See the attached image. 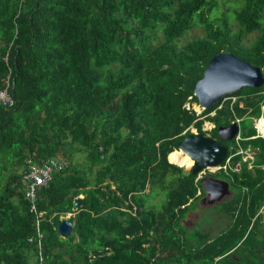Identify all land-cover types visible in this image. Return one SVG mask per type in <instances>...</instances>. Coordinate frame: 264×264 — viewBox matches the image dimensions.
<instances>
[{
  "label": "trees",
  "instance_id": "obj_1",
  "mask_svg": "<svg viewBox=\"0 0 264 264\" xmlns=\"http://www.w3.org/2000/svg\"><path fill=\"white\" fill-rule=\"evenodd\" d=\"M238 2L234 31L226 12L216 15L218 0H0V89L7 84L12 101L0 106V264H36L37 232L46 264H236L264 240L260 170L241 164L232 174L236 192L217 214L237 222L211 240L182 225L204 194L196 176L167 161L191 128L217 139L232 115L252 117L264 105L263 78L199 114L191 109L218 53L263 77L264 0ZM197 27L200 37L174 44ZM204 122L213 128L203 131ZM49 159L64 167L31 202L22 174ZM237 185L248 187L247 199ZM68 214L71 232L61 239L56 226Z\"/></svg>",
  "mask_w": 264,
  "mask_h": 264
},
{
  "label": "water",
  "instance_id": "obj_2",
  "mask_svg": "<svg viewBox=\"0 0 264 264\" xmlns=\"http://www.w3.org/2000/svg\"><path fill=\"white\" fill-rule=\"evenodd\" d=\"M263 84L261 70L236 58L229 53H218L210 59L193 88V96L199 113L212 106L219 98L235 93L243 87L258 88ZM236 133V125L217 128V139L196 133L194 129L181 139L176 146L192 162V166L185 170L191 176H198L206 167L220 165L226 153V147L220 142L229 141ZM203 191L200 204L213 206L230 196L228 184L213 177H203L198 180ZM82 197L73 201V208L81 205ZM71 232V224L67 219H61L56 226V233L61 238H66Z\"/></svg>",
  "mask_w": 264,
  "mask_h": 264
},
{
  "label": "built area",
  "instance_id": "obj_3",
  "mask_svg": "<svg viewBox=\"0 0 264 264\" xmlns=\"http://www.w3.org/2000/svg\"><path fill=\"white\" fill-rule=\"evenodd\" d=\"M226 98L222 99V102ZM236 98L230 97V105L234 103ZM221 102V103H222ZM12 105V101L8 95L7 92V84L4 88L0 89V106L4 108H9ZM221 107V104L216 107V109H219ZM231 110V109H230ZM261 113L257 117H251L252 119V129L254 131V135L252 137H246L247 139L243 140L246 141L248 139H264V107H260ZM213 114V112L211 113ZM232 121L231 124L236 125V133L232 138V145L230 147V150H233L230 152V154L227 153L228 149L226 147V153L224 158L222 159L220 165L216 167H206L202 169V171L198 174L196 177L197 180L203 177H212L215 174L222 173L224 176L228 178V182H226L228 185L236 186L234 185V181L232 178V174H237L240 172L241 164H247L246 169L249 173H253L254 171V159L256 158V148H253L254 150L250 153H245L240 145L239 142L242 140L240 139V135L238 132L237 125L240 122V119L236 118L234 115H232ZM260 121H263V130H260L258 127V124ZM238 157L239 161H235V158ZM64 164L62 162H57L53 159L47 160L43 165H30L28 169L22 174V180L24 185V191L26 197L30 199L32 202L35 196V191L40 188L41 186H44L46 183H48L51 180V177L54 173L58 172L59 170L63 169ZM257 168L263 172L264 174V163L257 166ZM239 192L241 194V197L243 199H247L248 190L245 186H240ZM244 196V197H243ZM263 205H264V198H263ZM30 210H33L32 205L30 206ZM41 216L40 213L37 214V218ZM37 227V222H36ZM38 231V230H37ZM42 235L41 233L37 232V246L34 249V258L36 261V264H46L45 257L42 254V245L40 243Z\"/></svg>",
  "mask_w": 264,
  "mask_h": 264
},
{
  "label": "rangeland",
  "instance_id": "obj_4",
  "mask_svg": "<svg viewBox=\"0 0 264 264\" xmlns=\"http://www.w3.org/2000/svg\"><path fill=\"white\" fill-rule=\"evenodd\" d=\"M239 2L238 0H218V10H216V15L221 14V13H225V16L229 19L230 25L232 27V30H237L236 24L234 23V21L232 20L233 18L232 15L230 14L231 10L235 7L234 5H237ZM231 16V17H230ZM155 37L156 40L153 43H158L161 40V35L158 31L155 32ZM202 35V29L200 27L194 28L193 30H189L186 33H184L174 44H177V46H181L183 43H185L186 41H190V40H194L197 39L198 37H200ZM257 36L256 32H253L251 34H246L243 37V41L242 43L245 45H249L250 43H252V41H254L255 37ZM263 78H264V73H263ZM264 87V84H263ZM246 90L245 88L241 89L240 93H244ZM243 95V94H242ZM245 96H242V98ZM197 104V103H196ZM186 107H188V104H185ZM195 106V105H194ZM194 106H191V109H194ZM195 112V110H193ZM199 114V113H198ZM259 113L253 114L252 116H259ZM238 117V116H237ZM240 119L239 124L237 125L238 128V132L240 135V139L242 140L240 142V147L241 149L245 152V153H250L252 152L254 148H256V154L258 152H261L264 155V141H248V142H244L243 140L247 139L246 137H248L249 135H251L252 133L254 134V131L252 129V119L251 116L248 115H244L241 117H238ZM205 124H208L207 122H204L202 124V130L203 131H208L210 130V125H208V127H205ZM193 128H191L192 130ZM225 145L228 149L227 153L230 154V152H232L233 150H230L231 147V140L229 141H225ZM177 149V148H176ZM175 149V150H176ZM80 159L81 160L83 155H80ZM168 161V160H167ZM169 163V162H168ZM174 165V164H172ZM176 166V165H175ZM178 167V166H177ZM182 169V172L185 173V170L182 167H179ZM213 178H217L215 175L212 176ZM220 179L224 182H227V177H221V178H217ZM262 181L264 182V178H262ZM230 189L232 190V188L230 187ZM235 192V190H234ZM78 197H82V196H78ZM159 197H156L155 199H153L152 203H156L159 201ZM220 204V203H218ZM215 204L213 206H207V207H201L199 205V202L195 205L196 207L194 208V210H198L199 211V216L200 218L195 222V227L194 229H200L202 228V230H205L207 227H209L213 232L216 230H220V231H225L227 226V222L225 221V219L219 217V215L217 214V210L219 209V205ZM192 212V211H189ZM68 215H65L62 218H67ZM195 214H187V218H188V222H185V225L187 227H193V221L196 220V218L194 217ZM192 223V224H191ZM229 225V224H228ZM253 264H258L257 261L253 260ZM261 264V263H260Z\"/></svg>",
  "mask_w": 264,
  "mask_h": 264
},
{
  "label": "crops",
  "instance_id": "obj_5",
  "mask_svg": "<svg viewBox=\"0 0 264 264\" xmlns=\"http://www.w3.org/2000/svg\"><path fill=\"white\" fill-rule=\"evenodd\" d=\"M194 106V105H193ZM262 107H264V105L262 106ZM193 110H195V109H193ZM196 111V110H195ZM196 112H198V111H196ZM201 112V111H200ZM199 112V113H200ZM214 113V112H213ZM260 113H261V110H260ZM259 113V114H260ZM198 114V113H197ZM210 115L212 116L213 114H211L210 113ZM237 118V117H236ZM232 119V118H231ZM239 119V118H238ZM262 123V124H261ZM231 124V123H230ZM208 125H210L211 126V128H213V125L212 124H208ZM259 126L261 127H263V121H260L259 122ZM210 128V129H211ZM239 144H240V142H239ZM225 146V145H224ZM231 146H233L232 145V142H231ZM226 147V146H225ZM235 161H237L236 159H235ZM257 160H256V158L254 159V172L252 173V174H254L255 173V169H258L257 168V166H259V165H261V164H258L257 162H256ZM264 163V162H263ZM262 163V164H263ZM243 165H244V168H245V170L247 171V169H246V163L244 164L243 163ZM259 170V169H258ZM248 172V171H247ZM249 173V172H248ZM261 173H262V178H264V174H263V172L261 171ZM251 174V173H250ZM230 187L232 188V190L230 189ZM247 187V186H246ZM235 188L236 187H234V186H232V185H228V189H229V191H230V196L232 195V192L233 193H235L236 192V190H235ZM248 188V187H247ZM234 190H235V192H234ZM249 193H250V191H249V189H248V195H247V197H249ZM229 196V197H230ZM240 196H241V194H240ZM229 197H227V198H229ZM244 197V196H243ZM203 198V197H202ZM201 198V199H202ZM227 198H225V199H227ZM263 198H264V192H263ZM200 199V200H201ZM224 199V200H225ZM223 200V201H224ZM200 202V201H199ZM221 203V202H220ZM199 205L201 206V207H207V206H203V205H201L200 203H199ZM239 206V205H238ZM264 207V205H263V203H262V206H261V208L259 209V213L262 211V208ZM190 214H195V218H196V220H194L192 223H193V227H187L186 225H185V222L187 223L188 222V218H187V215H186V217L182 220V225H184L188 230H194V227H195V222L200 218V216H199V211L198 210H193L192 212H189ZM235 213H234V216H233V218L229 221V225H228V227L226 228V230L224 231V232H226V233H230V231L233 229V228H231L232 226L234 227L235 226V224H236V222H237V219H235ZM219 217H221L220 215H219ZM221 218H223V217H221ZM224 219V218H223ZM226 221V220H225ZM191 223V224H192ZM251 223V222H250ZM262 226H263V230H264V214H263V220H262ZM198 230H201V231H204V230H202V228H200V229H198ZM205 230H207V231H210V239L212 240V238H214V237H216L217 236V234H219V232H220V230H216V231H212L209 227H207ZM227 235V234H226ZM229 235H231V234H228V236ZM256 243H258V244H256V248L255 249H249L248 250V248L246 247L245 249H242L240 252H239V255H241V256H239L238 258L239 259H237V261H234L236 264H253V260H255V261H257L258 262V264H264V240L263 241H260V242H256Z\"/></svg>",
  "mask_w": 264,
  "mask_h": 264
},
{
  "label": "bare ground",
  "instance_id": "obj_6",
  "mask_svg": "<svg viewBox=\"0 0 264 264\" xmlns=\"http://www.w3.org/2000/svg\"><path fill=\"white\" fill-rule=\"evenodd\" d=\"M194 109L196 111H198V108L197 106L195 105L194 106ZM209 124V123H208ZM208 124H205V127H208ZM262 124V123H261ZM211 127V126H210ZM258 127L260 130H263V127L259 126L258 124ZM167 160L170 164H174L178 167H182L184 169H189L193 162L186 156L184 155L180 150H177L175 152H171L168 156H167Z\"/></svg>",
  "mask_w": 264,
  "mask_h": 264
},
{
  "label": "clouds",
  "instance_id": "obj_7",
  "mask_svg": "<svg viewBox=\"0 0 264 264\" xmlns=\"http://www.w3.org/2000/svg\"><path fill=\"white\" fill-rule=\"evenodd\" d=\"M201 111H202V110H201ZM199 112H200V111H199ZM230 125H231V124H230ZM196 177H197V176H196ZM68 217H69V214H68L67 218H68ZM67 218H66V219H67ZM61 219H64V218H61Z\"/></svg>",
  "mask_w": 264,
  "mask_h": 264
}]
</instances>
